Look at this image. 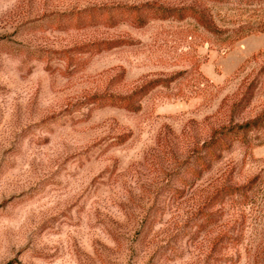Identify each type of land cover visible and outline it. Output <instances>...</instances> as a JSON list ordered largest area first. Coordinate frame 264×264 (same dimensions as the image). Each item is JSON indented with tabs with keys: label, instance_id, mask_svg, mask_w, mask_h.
Instances as JSON below:
<instances>
[{
	"label": "rangeland",
	"instance_id": "1",
	"mask_svg": "<svg viewBox=\"0 0 264 264\" xmlns=\"http://www.w3.org/2000/svg\"><path fill=\"white\" fill-rule=\"evenodd\" d=\"M0 264H264V0H0Z\"/></svg>",
	"mask_w": 264,
	"mask_h": 264
},
{
	"label": "trees",
	"instance_id": "2",
	"mask_svg": "<svg viewBox=\"0 0 264 264\" xmlns=\"http://www.w3.org/2000/svg\"><path fill=\"white\" fill-rule=\"evenodd\" d=\"M262 120L261 118L255 119L254 121L247 122L242 125H235L232 127L224 128L220 132H217L215 136L211 139V141L205 145V149L207 152L204 155V160L206 162L212 161L213 159L218 158V154H220L223 150L229 149L233 142L244 134L248 132L252 127H259ZM204 161V162H205ZM248 187H243L241 189H227V194L232 195L242 189H247Z\"/></svg>",
	"mask_w": 264,
	"mask_h": 264
}]
</instances>
